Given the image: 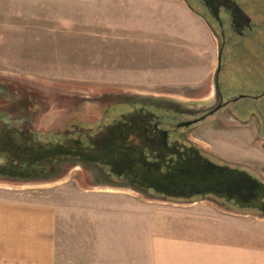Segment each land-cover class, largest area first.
<instances>
[{
	"label": "rangeland",
	"instance_id": "374dc122",
	"mask_svg": "<svg viewBox=\"0 0 264 264\" xmlns=\"http://www.w3.org/2000/svg\"><path fill=\"white\" fill-rule=\"evenodd\" d=\"M186 5L182 0H0V83L10 87L0 90V99L29 110L34 105L23 93L37 96V106L47 104L48 110L91 108L95 100L104 107L140 95L187 106L215 103L219 37ZM243 52L225 49V68L232 63L243 74L238 57ZM252 104L248 99L231 103ZM214 124L224 128L213 131ZM257 125L264 128V116ZM198 127L191 134L198 144L264 177V146L254 132L243 131L227 113ZM79 175L77 167L67 166L57 178L39 183L0 179V196L55 204V264H143V230L154 231L160 216L197 199L95 184ZM128 206L134 214L127 213ZM143 206H149L150 221L142 218ZM240 210L261 216L264 224V213ZM258 231L264 235V227Z\"/></svg>",
	"mask_w": 264,
	"mask_h": 264
},
{
	"label": "flooded vegetation",
	"instance_id": "af4514ba",
	"mask_svg": "<svg viewBox=\"0 0 264 264\" xmlns=\"http://www.w3.org/2000/svg\"><path fill=\"white\" fill-rule=\"evenodd\" d=\"M182 1L219 37L222 56L228 48L239 47L244 51L238 56L245 69L243 74H237L232 63L225 68L222 60L216 75L217 66L213 76L215 103L205 107L187 106L170 99L140 95L110 101L104 107L100 100H95L91 108L48 110L47 104L37 106L40 102L37 96L23 93L34 105L29 110L25 106L15 108V104L0 99V179L17 184L39 183L53 180L67 166H74L97 184L126 186L166 198H197L193 200L208 201L218 208L264 213L259 207H243L238 201L257 192L253 184L240 181L232 188L198 178L205 171H213L212 165L245 170L263 183L264 177L251 167L204 148L191 136L200 123L215 121L223 113L244 126L243 131L246 126L253 131L258 126L257 119L264 116V0ZM252 4L256 5L255 13L250 11ZM1 89L9 91L10 87L0 83ZM242 99L255 104L231 105ZM209 128L215 131L224 126L214 124ZM50 147L105 157L98 161L70 154L41 157L40 151ZM157 171L173 174L170 177L176 182L166 181L167 186L162 190L147 187V174Z\"/></svg>",
	"mask_w": 264,
	"mask_h": 264
},
{
	"label": "crops",
	"instance_id": "0c3cea01",
	"mask_svg": "<svg viewBox=\"0 0 264 264\" xmlns=\"http://www.w3.org/2000/svg\"><path fill=\"white\" fill-rule=\"evenodd\" d=\"M186 6L207 28V22ZM249 127L245 131H254L264 146V128ZM79 176L90 181L88 174ZM205 202L177 204L172 214L160 216L157 229H144L143 264H264V235L258 231L264 227L263 218ZM148 207L143 206L144 221H150ZM128 209L129 215L135 213L133 207ZM56 215L49 200L0 196V264H55Z\"/></svg>",
	"mask_w": 264,
	"mask_h": 264
},
{
	"label": "water",
	"instance_id": "95a60500",
	"mask_svg": "<svg viewBox=\"0 0 264 264\" xmlns=\"http://www.w3.org/2000/svg\"><path fill=\"white\" fill-rule=\"evenodd\" d=\"M222 63V50L219 52L218 57V69L216 71V75H218V72L220 71ZM192 121L187 122V124H190ZM62 154H70V155H80L87 159H90L92 161H98L99 159L104 158V155H96V154H89L84 151H76V150H69L64 149L60 147H50L47 149H43L40 151L41 157H48L53 155H62ZM213 171L210 170L209 173L205 171L203 174L199 175V179H205L206 181L215 182V183H224L225 185H229L232 188L234 185H236L238 182H247L251 183L255 186V189H257V192L253 193V195H247L245 198L238 199L240 204L243 207H259L264 210V205H262V197H263V186L264 183L257 178L250 175L245 170H239V169H230V168H224L221 166L212 165ZM173 174L170 173H162L160 171L148 173L147 176V187H153L162 190L164 187H166V181L169 182H176L174 178L171 179L170 176ZM235 197H238L236 195Z\"/></svg>",
	"mask_w": 264,
	"mask_h": 264
}]
</instances>
